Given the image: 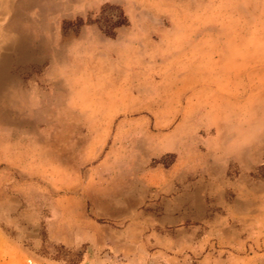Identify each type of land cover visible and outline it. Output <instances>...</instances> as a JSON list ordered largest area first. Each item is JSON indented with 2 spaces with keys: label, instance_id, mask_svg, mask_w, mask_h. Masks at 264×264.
<instances>
[{
  "label": "rangeland",
  "instance_id": "obj_1",
  "mask_svg": "<svg viewBox=\"0 0 264 264\" xmlns=\"http://www.w3.org/2000/svg\"><path fill=\"white\" fill-rule=\"evenodd\" d=\"M43 1L0 101V264H264V0Z\"/></svg>",
  "mask_w": 264,
  "mask_h": 264
},
{
  "label": "crops",
  "instance_id": "obj_2",
  "mask_svg": "<svg viewBox=\"0 0 264 264\" xmlns=\"http://www.w3.org/2000/svg\"><path fill=\"white\" fill-rule=\"evenodd\" d=\"M43 2V0H35L32 3L31 1L29 3H21V0H0V101L1 98L5 99L7 97L6 91L15 93L22 89L21 86H28V84L22 81L20 77L21 72L28 67L29 73H34L35 76L37 65L41 64L40 59H37L36 44L37 42L47 41L46 36L38 35L36 30H29L27 32L22 30L20 12L46 11L47 8L41 6ZM8 12H11V18L5 20V15ZM29 17H32V14H29ZM20 43H27L28 45L21 47ZM12 69H17L18 75L16 79L11 78L10 71ZM49 72H51V69L46 71L45 75ZM6 75H9L8 80H4V76ZM33 84L30 83L29 86H35L34 82ZM8 97L12 98V95L9 94ZM1 107L0 104V113L2 114L0 115V126L12 128V124L14 125V123L11 119L6 118L9 115V111L1 110ZM194 193H196L195 190ZM98 243L101 244L100 241ZM227 251L229 252V250ZM196 253L198 252L196 251ZM209 254V252L200 256L194 254V257H200V262L210 264L208 262L211 259ZM232 254L234 255V253ZM129 260L135 259L130 257Z\"/></svg>",
  "mask_w": 264,
  "mask_h": 264
},
{
  "label": "trees",
  "instance_id": "obj_3",
  "mask_svg": "<svg viewBox=\"0 0 264 264\" xmlns=\"http://www.w3.org/2000/svg\"><path fill=\"white\" fill-rule=\"evenodd\" d=\"M112 9H115V8H112ZM106 22L108 23V26H104L100 20L95 21V23H98L100 25L101 29L108 37L114 38L116 36L115 30L117 28L127 25L128 20L126 16L124 15V13H121V16L118 19L106 20Z\"/></svg>",
  "mask_w": 264,
  "mask_h": 264
},
{
  "label": "built area",
  "instance_id": "obj_4",
  "mask_svg": "<svg viewBox=\"0 0 264 264\" xmlns=\"http://www.w3.org/2000/svg\"><path fill=\"white\" fill-rule=\"evenodd\" d=\"M27 264H36V263H34L33 261H28ZM118 264H132V263H128V262H125V263H123V262H119Z\"/></svg>",
  "mask_w": 264,
  "mask_h": 264
}]
</instances>
